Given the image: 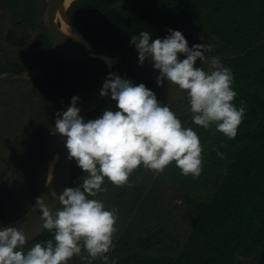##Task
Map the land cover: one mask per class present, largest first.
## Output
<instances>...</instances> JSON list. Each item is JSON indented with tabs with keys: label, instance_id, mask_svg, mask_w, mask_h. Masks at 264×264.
I'll list each match as a JSON object with an SVG mask.
<instances>
[{
	"label": "trees",
	"instance_id": "1",
	"mask_svg": "<svg viewBox=\"0 0 264 264\" xmlns=\"http://www.w3.org/2000/svg\"><path fill=\"white\" fill-rule=\"evenodd\" d=\"M121 1L74 0L66 15L87 42L119 49L133 46L131 36H138L141 31H149L155 38L169 23H193L195 29L198 25L218 42L217 49L226 55L222 63L231 68L232 87L237 93L233 103L239 107L243 102L246 107L235 138L214 134L203 147V171L211 168L210 160L217 156L218 149L226 156L220 166L223 172L213 170L198 178L191 175L175 178L187 197L208 207L193 225L189 219L179 216L184 206L176 203L162 234L164 230L170 231L174 239L188 233L192 243L187 244L174 261L141 258L122 264H234L238 256L254 254L252 259L240 260L238 264H264V95L254 89L259 86L264 90V0H140L134 2L129 11L118 7ZM20 5L27 9L20 16L29 19L28 12L31 18L36 17L33 0H2V6L10 10ZM188 37L193 39V35ZM70 59L74 60L73 64L80 59L89 62L97 71L100 83L109 73V66L98 57ZM38 63V60H25L19 69L33 68ZM130 69L129 79L137 84L136 70L131 64ZM106 107L114 109L115 101L94 108L85 120L96 118ZM37 132L31 130L26 140L18 136L13 141L12 157L21 177L33 162L32 148L39 147L44 137ZM72 163V171L83 173L75 159ZM49 165L43 166L38 197L45 193ZM12 198L6 189H0V224L17 226L29 216L25 210L31 205L34 210L38 205L37 198L31 201L33 204L22 202L19 197ZM51 237L52 233L44 229L27 242L36 243Z\"/></svg>",
	"mask_w": 264,
	"mask_h": 264
},
{
	"label": "clouds",
	"instance_id": "2",
	"mask_svg": "<svg viewBox=\"0 0 264 264\" xmlns=\"http://www.w3.org/2000/svg\"><path fill=\"white\" fill-rule=\"evenodd\" d=\"M130 44L138 50L140 64L147 60L159 70L158 86L166 81L185 92L194 124L205 129L214 125L228 139L236 137L246 107L243 102L239 107L233 103L237 93L231 68L218 56L208 61L207 70L195 66L198 58L207 61L205 52L211 51V44L190 47L185 35L171 28L162 38L141 31L131 36ZM109 93L115 108L106 107L94 119L80 115L78 95L71 97L66 110L57 112L53 132L66 137L68 158L82 170V182L59 193L52 190L50 196L59 204L55 209L44 196L37 197L42 228L52 233L50 239L26 248L29 237L22 228L0 224V264H69L74 256H81L86 264L97 258L116 264L107 253L117 231V212L96 198L107 191L105 179L119 187L128 183L138 166L162 172L173 162L182 175L198 178L202 173L203 146L197 132L184 126L152 89L109 72L100 95ZM217 155L223 158L218 149Z\"/></svg>",
	"mask_w": 264,
	"mask_h": 264
},
{
	"label": "rangeland",
	"instance_id": "3",
	"mask_svg": "<svg viewBox=\"0 0 264 264\" xmlns=\"http://www.w3.org/2000/svg\"><path fill=\"white\" fill-rule=\"evenodd\" d=\"M138 1L140 0H123L118 7L129 11L133 3ZM33 4L36 17L31 18L27 12L29 19H25L20 16L22 11H27L24 5L10 10L2 6L0 0V189H6L13 196L12 199L22 198V202H31L38 197L43 166L46 163H50L47 177L50 184L49 172L55 160L54 144L58 140V133L53 132L57 112L66 110L73 95L79 96L100 83L96 78L97 71L91 68L89 62L80 59L73 64L71 56L55 48L47 26L48 0H33ZM169 28L180 30L190 47L195 43L212 45L211 51L205 52L207 61L201 63L198 58L195 66L207 70L208 61L213 56H218L221 62L226 57L217 49L218 42L198 25L195 29L193 23H169L158 37L166 36ZM189 34L193 35V39H189ZM120 49L136 70L137 84L144 83L156 93L160 102L169 104L182 124L197 132L203 147L210 143L214 134H222L214 125L205 129L193 123L185 92L166 81L163 86H158L156 77L159 70L154 69L152 62L147 60L140 64L138 50L134 45ZM98 58L109 64L104 58ZM29 59L38 60V65L19 69ZM254 89L264 95L263 88L254 86ZM111 101L110 98L103 105H108ZM31 130L38 131L44 137L39 147L32 148L33 162L21 177L20 169L13 161L12 145L18 136L26 140ZM224 157L213 156L210 160L212 169H206L207 172L204 170L200 175L213 170L222 173L220 166ZM180 175V169L173 162L162 172L138 166L130 175L128 183L123 186H114L105 179L103 186L107 191L98 193L96 198L103 200L107 207L114 208L118 216L113 246L107 253L110 261L115 259L116 264H122L130 259L166 258L170 262L177 259L187 244L192 243L188 233H181L174 239H171L170 231L164 230L162 234L165 221L174 214L176 203L184 206L179 216L189 219L193 225L208 207L203 202L187 197L180 190L175 181ZM82 179L83 173L72 171L66 187H75ZM33 207L31 205L25 210L26 215L32 213ZM34 243L27 242L25 247ZM82 255L86 256L87 253L82 252ZM69 264H86V261L81 256H74ZM92 264L105 262L97 258Z\"/></svg>",
	"mask_w": 264,
	"mask_h": 264
},
{
	"label": "water",
	"instance_id": "4",
	"mask_svg": "<svg viewBox=\"0 0 264 264\" xmlns=\"http://www.w3.org/2000/svg\"><path fill=\"white\" fill-rule=\"evenodd\" d=\"M59 1L60 0H48L47 8V24L52 35L55 48L59 52L65 53L71 57L80 58L85 56L97 57L99 54L105 53L111 58V63L107 64L109 65V72H114L123 78L129 79L131 76L130 64L129 61L126 60L124 53L119 48L101 43H90L84 40L80 35V40H70L62 34L60 28L58 27V22L54 17L55 9ZM107 78L108 75L104 78V80ZM104 80L94 89L79 95L80 99L77 101V106L80 108V115L84 119L91 110L104 104L111 98L110 93L107 96L100 95V89L103 87ZM92 104L94 106L90 109V106H92ZM58 138L60 139V155L56 169L57 174L56 178L51 184L52 186L48 191L47 197L45 198V202L49 205L50 208L52 207L53 209L58 207L59 204L51 198L50 192L52 190H55L57 193L61 192L67 186L73 170L72 159L70 160L68 158L67 149L65 147L66 137L58 133ZM47 189L48 180L45 193ZM17 227L22 228L25 231V233L29 237L28 240L33 239L41 234L44 229L42 228L41 209H39V205H37L32 213L20 224H18ZM254 256L255 254L251 257H244L240 255L238 256L234 264H238V262L243 259H252Z\"/></svg>",
	"mask_w": 264,
	"mask_h": 264
},
{
	"label": "bare ground",
	"instance_id": "5",
	"mask_svg": "<svg viewBox=\"0 0 264 264\" xmlns=\"http://www.w3.org/2000/svg\"><path fill=\"white\" fill-rule=\"evenodd\" d=\"M72 1L74 0H60L55 9L54 17L56 21L58 22V27L60 28L62 34L70 40L78 41L80 40V36L76 32V30L73 28L71 22L69 21L66 15V9L70 5V3H72ZM59 19H60L61 26L59 23ZM98 57L104 58L106 62L109 64L111 63L110 56L105 53L99 54ZM93 106L94 105L92 104V106H90V109L93 108ZM54 150H55V155H54L55 160H53L52 168H51V171L49 172L50 184H48V189L46 193L44 194L45 198L47 197L48 191L52 186L51 184L56 178V174H57L56 169H57L58 159L60 155V139L59 138L54 144Z\"/></svg>",
	"mask_w": 264,
	"mask_h": 264
},
{
	"label": "flooded vegetation",
	"instance_id": "6",
	"mask_svg": "<svg viewBox=\"0 0 264 264\" xmlns=\"http://www.w3.org/2000/svg\"><path fill=\"white\" fill-rule=\"evenodd\" d=\"M59 23H60V19H59ZM47 26H48V24H47ZM60 26H61V23H60ZM48 30H49V28H48ZM49 33H50V31H49ZM50 36H51V38H52L51 33H50ZM52 41H53V38H52ZM53 43H54V41H53Z\"/></svg>",
	"mask_w": 264,
	"mask_h": 264
}]
</instances>
